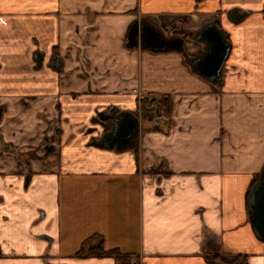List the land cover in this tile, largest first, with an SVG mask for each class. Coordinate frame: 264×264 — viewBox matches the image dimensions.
<instances>
[{"label": "crops", "instance_id": "obj_1", "mask_svg": "<svg viewBox=\"0 0 264 264\" xmlns=\"http://www.w3.org/2000/svg\"><path fill=\"white\" fill-rule=\"evenodd\" d=\"M135 22L181 47L128 46ZM208 24L230 45L219 83L191 65ZM158 96L171 111L152 128L139 102ZM0 109V264H264L246 205L264 0H0ZM108 110L138 118L122 151L95 143ZM92 235L115 253H78Z\"/></svg>", "mask_w": 264, "mask_h": 264}, {"label": "water", "instance_id": "obj_2", "mask_svg": "<svg viewBox=\"0 0 264 264\" xmlns=\"http://www.w3.org/2000/svg\"><path fill=\"white\" fill-rule=\"evenodd\" d=\"M229 16L235 20L240 19V16L235 12H231ZM194 38L197 41H204L206 47L199 57L191 60L193 70L210 81L219 83L224 60L230 50L223 31L214 24H208L198 31ZM138 44L152 49H179L182 40L159 34L155 30L142 27L135 22L128 32V46H137ZM109 113V110L105 113H98L95 122L103 128L104 120L110 117ZM138 132V119L129 112H121L111 116L109 129L103 128L100 140L95 143L104 148L114 147L116 150L122 151L132 145ZM247 212L256 238L264 242V165L258 180L250 191ZM233 264H242V262Z\"/></svg>", "mask_w": 264, "mask_h": 264}, {"label": "trees", "instance_id": "obj_3", "mask_svg": "<svg viewBox=\"0 0 264 264\" xmlns=\"http://www.w3.org/2000/svg\"><path fill=\"white\" fill-rule=\"evenodd\" d=\"M153 102H155V106L153 107ZM157 111L159 112V115L157 119L160 121L162 119H165L169 116L170 111H171V103L168 99V96H158V97H147L146 99L141 100L140 102V116L143 121H146L148 123L151 122L153 118L152 112ZM156 126H152V128H155ZM259 175H257L253 180L250 181L247 191H246V205H248V198L250 191L253 187V185L256 183L258 180ZM94 235L86 238L83 243H82V249L78 252L80 254H85V255H107V254H114V250L111 251H104L101 248L100 242L93 246L90 245L89 243L92 241ZM210 261L215 264H219L223 261V259L218 258V257H212L210 258Z\"/></svg>", "mask_w": 264, "mask_h": 264}, {"label": "built area", "instance_id": "obj_4", "mask_svg": "<svg viewBox=\"0 0 264 264\" xmlns=\"http://www.w3.org/2000/svg\"><path fill=\"white\" fill-rule=\"evenodd\" d=\"M155 105H153V107H154ZM153 113V117H158V115H159V112H157V111H154V112H152ZM154 122V121H153ZM127 264H140V261H139V259L136 257V256H134V255H131V256H129V258H128V263Z\"/></svg>", "mask_w": 264, "mask_h": 264}, {"label": "flooded vegetation", "instance_id": "obj_5", "mask_svg": "<svg viewBox=\"0 0 264 264\" xmlns=\"http://www.w3.org/2000/svg\"><path fill=\"white\" fill-rule=\"evenodd\" d=\"M109 114H110V117L108 119L104 120V124H103V128L106 129V130H108L109 127H110V120H111V116L113 115L111 111H110Z\"/></svg>", "mask_w": 264, "mask_h": 264}, {"label": "rangeland", "instance_id": "obj_6", "mask_svg": "<svg viewBox=\"0 0 264 264\" xmlns=\"http://www.w3.org/2000/svg\"><path fill=\"white\" fill-rule=\"evenodd\" d=\"M26 178H27V176H25L24 179H23V186H24L25 183H26ZM85 188L87 189L88 187L86 186ZM38 237H39L40 239L46 240V241L48 242V240H47V238H45V236L38 235ZM130 256H131V255H130ZM128 258H129V257H128Z\"/></svg>", "mask_w": 264, "mask_h": 264}]
</instances>
